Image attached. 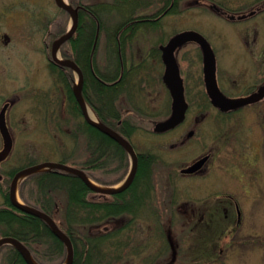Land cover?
<instances>
[{"label":"flooded vegetation","instance_id":"obj_1","mask_svg":"<svg viewBox=\"0 0 264 264\" xmlns=\"http://www.w3.org/2000/svg\"><path fill=\"white\" fill-rule=\"evenodd\" d=\"M146 2V8L149 5L155 6L152 12L160 11L157 17L142 19L146 23L161 24V20L170 15V12L181 11L182 0ZM184 2L187 8L195 5L201 8L200 10L209 11L229 23L249 21L247 34L237 43L239 51L234 52L228 59H220L221 61L215 56V81L220 93L229 99L246 97L255 91L264 81V40L260 45L258 29L255 26V18L264 13V0H246L239 8L230 5V2L226 4L216 0H184ZM99 3L100 1L96 0L95 4ZM229 15H234L235 18L231 20ZM240 15L245 16L238 19L237 16ZM187 44L195 45L198 56L188 52L186 55H180L178 53L180 49L175 52L187 106L183 120L174 129L163 133H153L151 126L148 129V133L155 137L173 136L168 144L166 141L161 143L162 156L149 151L144 145L146 140L142 137L139 144L133 141L132 136L137 130L145 129L143 126H137L136 130L129 128L125 133L126 129L121 125L122 122L137 118L140 120L155 118L156 115L151 114L155 105H150L139 94L144 89L141 80L144 82L149 80L148 73L153 77H159L158 82L166 90L169 99L168 114L161 117L162 119L151 122L162 121L169 117L171 99L162 81L164 66L160 53L158 56L162 70L160 75L156 74L153 68L145 70L144 67L142 69L134 67L135 77L129 75L128 70L132 69L130 66L132 63L130 56L127 55V66L122 65L120 72L109 82L113 88L110 90L111 97L105 100L108 105L104 106L101 100L100 41L97 39L92 42L88 61L84 64L77 62L67 42L61 47L60 55L62 60L74 61L82 73L81 95L84 105L81 106L74 97L73 84L69 82V72L73 73L72 69L51 62L50 53L46 55L45 52L46 64L52 71L49 75L53 82L44 86L35 84L30 86L29 114H19L11 121L9 110L16 104V100L12 98L3 101V104L9 103L5 122L12 140L9 154L0 161V189L3 190H0V195L3 202H7L6 200L9 202L8 192L13 177L36 163L32 158L24 156L28 153L24 143L27 139H31L29 138L31 134L28 131L21 132V128H26L24 125L28 124V128L31 129L39 118H43L46 121L51 120L49 124V127H52L51 131L61 130L62 133L64 131L68 134L70 133L68 125L72 121L74 123V129L71 130L72 137L76 135L78 142L80 144L82 142L83 146L86 129L91 128L96 136L93 165L86 163L85 156L80 166L82 171L89 177L91 175L96 183L104 186L119 184L132 170L135 162L132 179L119 193L110 196L94 193L93 196L88 194L80 198L81 201L92 200L96 206L100 201H107L113 209L112 213L118 214L110 218L111 220L100 222L95 226L98 235L107 227L112 230H124L126 257L134 260V264H181V241L178 238L180 232H175L172 225L174 218H184L185 223L179 226V229L187 233L186 236L190 237V241L195 234L214 235L212 243L207 245L208 251H203L205 255L201 256L205 262L216 260L219 254L224 252L219 245V248H216L217 244L214 241H217V236H222L219 237L220 239L231 238L252 227L251 222L246 225L245 219H252L255 216L256 202L264 195V188L259 184L260 174L257 168L258 156L264 153V118H246L239 114L255 106L264 105V98L254 105L226 112L214 107L206 91L200 48L195 43ZM46 49L45 46V51ZM86 65L88 73L85 72ZM135 66L138 64L136 63ZM247 66L253 72L261 69L263 74L259 77V82L255 84L251 82L255 76L252 75L254 73H246ZM125 71L127 76L124 77ZM138 71L141 72L137 73ZM125 84L126 90L131 89V93L119 88ZM146 84L149 87V83ZM85 118H113L122 131L116 130L117 133L132 145L133 155L123 150L122 158L126 173L121 180L98 178L97 173L105 170L99 165L97 138L99 131L90 126ZM244 128V131H240ZM2 148L3 140L0 135V151ZM83 148L85 151V147ZM14 160L16 163H13ZM112 160L115 163L112 168L115 169L119 161L116 157ZM92 167L93 175L90 171ZM197 180H205L209 188L216 190H211L209 194L203 196H196ZM21 185L18 187L19 196L22 195ZM55 212L49 216L64 233L68 234L63 224L65 219L63 206L56 205ZM42 222L39 224L41 225ZM79 228L83 233L84 225H80ZM192 246L190 244L189 247L190 261L194 259ZM210 255L212 257L208 261Z\"/></svg>","mask_w":264,"mask_h":264},{"label":"rangeland","instance_id":"obj_2","mask_svg":"<svg viewBox=\"0 0 264 264\" xmlns=\"http://www.w3.org/2000/svg\"><path fill=\"white\" fill-rule=\"evenodd\" d=\"M65 1L68 2L69 0ZM82 1L85 3L94 2V0ZM216 1L225 2L226 4L230 2V5L239 8L244 5L246 0ZM154 7L153 5L150 8L141 6L136 11H149ZM187 7L184 0H182L181 11L177 13L172 12V14L165 16L161 20L160 28L156 31H141L134 37L130 48V59L133 65L136 63L140 67L142 65L145 70L153 68L154 72L160 75L162 72L161 64L159 63L158 54L153 53L152 48L164 43L174 33L182 30H192L200 33L211 45L218 60L228 59L234 52L239 51L237 43L247 34L246 28L250 24L249 21L229 23L216 17L209 11L200 10L201 8L195 5L190 6V8ZM255 23L258 29V40L260 41V45H262V41L264 40V13L255 18ZM68 26V15L61 12L55 5L54 0H0V107L1 102L7 99L13 98L16 100V104L9 110L11 121L12 118L17 117L19 114H29L31 104V98L29 97V93L31 92L30 86L33 84L44 86L46 83L53 82L49 75L52 71L46 64L45 44L50 42V38L54 33ZM193 45L187 44L182 46L178 50V53L186 55L188 52L189 54L198 56L197 49ZM104 52L105 47L103 40H101L99 51L101 61L104 57ZM231 69L234 70V68ZM249 72L254 73L252 75L255 77L251 80L254 84L259 81V77L263 74L261 69L260 71L253 72L247 66L246 73L248 74ZM147 77H149V80H146L149 83V87L146 82L141 80V85L144 86V89L139 94L150 105H155V109L151 114H155L156 116L155 118H149V120L148 118H144V120L134 119L133 122L136 126H143L145 129L137 130L132 139L135 143L139 144L142 137L146 140L144 145L149 151L162 156L161 143L166 141L168 144V141H171V137L173 136L171 135L167 138L150 136L148 129L151 126L152 120L162 119L161 117L168 114L169 99L166 90L158 82L159 77H153L150 73H148ZM119 88L124 92H132L131 89L126 90V84ZM239 114L246 118H264V105L255 106ZM50 121L39 118L31 129L28 128V124L24 125L26 128H21V132L28 131L31 134L29 136L31 139H27L24 143L28 152L24 156L32 158L36 163H40L44 161H58L63 156L68 157L72 155L68 160V164L72 162L80 163L85 158L86 153L82 142V145L79 143L75 145L74 139L71 137L74 123L72 121L69 122L68 128L70 133L66 134L64 131L62 133L61 130L51 131L52 127H49ZM244 130L245 128L240 129V131ZM20 150L22 151V149ZM13 163H16V160ZM109 163L110 168L115 164L112 160ZM257 168L260 174L259 184L264 188V153L258 156ZM91 174L93 175V172ZM97 175L102 180L114 179L118 176L115 173L107 174L106 170L102 173H97ZM90 179L95 184L91 175ZM195 185L197 187L196 196H203L209 194L211 190H216V188H209L205 180H197ZM89 195L93 196L94 193L91 192ZM0 205H3L1 195ZM185 220L184 218H174V225H172V229L175 232H180L178 238L181 241V264H264V195L256 202L255 216L252 219H245L246 225L248 222H251L252 227L231 238L223 237L220 239L219 237L222 236H217V241H214L217 244L216 248L219 245L220 248L224 249V252L219 254L220 256L213 262L203 261L201 255H205L203 251H208L207 245L212 243L214 235L195 234L193 240L190 241V237L186 236L187 233L181 232L179 229V226L184 225ZM190 244L193 245V261H190ZM118 251H122V249L119 248ZM118 256L119 253L117 252L116 257L118 258ZM211 257L212 255H210L208 261ZM64 259L65 252L58 260L54 259V257L51 258L57 264H60ZM119 261H121L120 264H134V260L126 256L122 257ZM0 264L2 263L0 262Z\"/></svg>","mask_w":264,"mask_h":264},{"label":"trees","instance_id":"obj_3","mask_svg":"<svg viewBox=\"0 0 264 264\" xmlns=\"http://www.w3.org/2000/svg\"><path fill=\"white\" fill-rule=\"evenodd\" d=\"M107 1L104 0L99 6L95 3H83L82 0H70L72 4L78 3L77 5L82 7L78 9V25L74 37L68 41L73 56L80 64H83L80 61L81 56H89V47L96 37L104 41L106 55L101 66L108 68L106 72L101 73V100L104 106L108 105L105 100L111 97L110 90L113 88L109 82L120 72L122 65L125 66L133 38L141 31H156L159 28L157 22L146 23L142 19L157 17L160 14V11H155L138 16L135 8L143 5L139 0H120L122 4L118 5L109 4ZM61 12L64 13L62 10ZM63 32L64 28L54 33L51 38H56ZM152 50L156 53V48ZM85 72L88 73L87 65ZM125 74L126 71L123 73L124 77L127 76ZM69 82H72L70 72ZM100 121L122 132L113 118H100ZM121 125L126 129L125 133L129 128L135 129L130 121L122 122ZM85 131L86 163H91L94 161L93 157L95 158L96 136L91 128ZM97 138L98 158L101 163L111 167L109 162L116 157L119 163L115 169L125 171L123 149L101 132L97 133ZM65 160L63 158L62 162ZM72 164L82 165L78 162ZM21 192L26 202L47 214H55L56 205L63 206V224L74 250L72 264H120L117 260L124 257L126 245L124 230H112L107 227L100 235L93 233L98 223L112 219L118 214L112 213L113 209L107 201H100L98 206L92 200L81 201L80 198L87 196L91 191L77 176L56 171L36 173L22 183ZM39 222L42 221L14 211L8 201L5 207H0V237L8 235L23 242L39 264H57L51 258L60 259L65 252L64 246L53 236L46 224L42 222L40 225ZM82 224L85 227L83 233L79 228ZM119 248L122 251H118ZM117 252L119 258L116 257ZM0 262L25 264L17 250L9 245L0 248Z\"/></svg>","mask_w":264,"mask_h":264},{"label":"water","instance_id":"obj_4","mask_svg":"<svg viewBox=\"0 0 264 264\" xmlns=\"http://www.w3.org/2000/svg\"><path fill=\"white\" fill-rule=\"evenodd\" d=\"M56 5L61 8L62 10L66 11L70 16V27L68 31L57 38L51 45V56L52 61L59 63L63 66H68L71 69L74 70V72L77 75L78 83L74 85L73 91L74 95L79 102L80 105H83V99L81 95V88H82V75L79 70V68L74 64L72 61H60L56 57V52L58 51L59 47L66 42L68 39L71 38L73 35L75 28L77 26V11L75 8H73L68 3L64 2L63 0H54ZM230 18H233L234 16H229ZM243 16H240L238 18H241ZM187 42H195L199 45L201 52H202V59H203V72H204V78L206 83V90L207 93L211 99L212 104L215 107H218L222 111H228L232 109H237L239 107H242L247 104L256 103L259 100H261L264 97V83L258 87V89L251 93L247 97L242 98H235V99H228L225 98L220 91L217 88L216 81H215V57L213 54V51L209 45V43L206 41V39L199 34L196 31L192 30H186L179 32L175 35H173L165 45H160L159 49L161 51V59L164 64V73L162 76L163 82L168 89L171 97V114L169 118L163 120V121H157L154 123L152 127V131L155 133H161L168 131L170 129H173L175 126H177L184 117V113L186 110V103L184 102L183 98V88H182V80L179 76V70L178 65L176 63L175 59V51L182 45H184ZM7 109V104L4 105L0 109V134L4 141V148L2 151H0V161L4 159L11 148V139L10 135L7 131L6 124H5V113ZM86 121L91 124L92 126L96 127L98 130L104 132L107 136H109L111 139H113L117 144L122 146L127 153L130 155H133V149L129 142H127L122 136L111 130L106 125L92 121L89 118H86ZM134 157V156H133ZM201 162L196 166L197 168ZM42 168L46 169H57L64 172L72 173L77 175L85 184L91 188L95 192H100L103 194H114L117 192L122 191L126 185L128 184L129 180L133 177L134 171H135V162L133 165V170L130 173V175L124 180V183L117 188H99L93 186L83 171L67 166L62 163H53V162H44L37 165H34L30 168L24 169L17 173L10 186L9 191V198L11 204L19 209L20 211L36 216L38 218L43 219L47 225L50 227L52 233L65 245L67 249V259L64 264H71L72 263V257H73V249L71 242L68 238V236L63 233L58 226L55 224V222L46 214L31 208L27 205L20 204L15 201V189L14 186L16 184V179L23 174H30L39 171ZM193 169V168H192ZM4 244H9L14 246L21 256L23 257L26 264H35L30 256V253L28 250H26L25 246L22 245L18 240L12 237H3L0 238V246Z\"/></svg>","mask_w":264,"mask_h":264},{"label":"bare ground","instance_id":"obj_5","mask_svg":"<svg viewBox=\"0 0 264 264\" xmlns=\"http://www.w3.org/2000/svg\"><path fill=\"white\" fill-rule=\"evenodd\" d=\"M121 1L120 0H108L107 1V3H109V4H116V5H118V4H122V3H120ZM135 10H138V8H135ZM137 12V15L138 16H140V15H145V13L144 12H141V11H136ZM88 58H89V56L87 57V56H81V58H80V61L84 64V63H86L87 61H88ZM107 69L108 68H106V67H102L101 66V68H100V78H101V83L103 82V80H102V77H101V73H104V72H106L107 71ZM109 70H111V69H109ZM88 72H89V70H88ZM259 82V81H258ZM264 83V81L258 86V87H260L262 84ZM258 87H257V89H258ZM256 89V90H257ZM255 90V91H256ZM93 163H94V161L93 162H91L90 164H92L93 165ZM109 164V163H108ZM99 165H100V168H103V169H105L106 170V172H107V174H111V173H115V174H117L118 176L116 177V180H121L124 176H125V171H123V170H121V171H119V170H115V169H113V168H110L108 165H105L104 166V164H102L101 163V160H99ZM90 171H92L93 172V167L92 168H90ZM23 176H25V175H22V176H20L19 177V179H21ZM91 184H93L94 186H96L93 182H91ZM16 199H17V194H16ZM8 204L10 205V207H12V204H11V202H8ZM14 211H16V212H18V209L17 208H15L14 209ZM15 250H17L15 247H13ZM26 248V250H28V252L30 253V256H31V258L33 257V254L30 252V250L27 248V247H25ZM17 252L19 253V251L17 250ZM20 254V253H19ZM20 257L22 258V260L24 261V259H23V257L21 256V254H20ZM25 262V261H24ZM26 264V263H25Z\"/></svg>","mask_w":264,"mask_h":264}]
</instances>
